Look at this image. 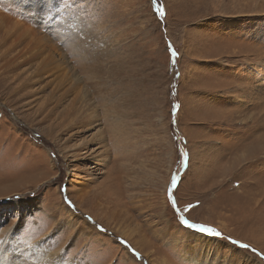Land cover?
Masks as SVG:
<instances>
[{
  "label": "rangeland",
  "instance_id": "obj_1",
  "mask_svg": "<svg viewBox=\"0 0 264 264\" xmlns=\"http://www.w3.org/2000/svg\"><path fill=\"white\" fill-rule=\"evenodd\" d=\"M14 1L0 7V245L49 242L68 264H264L228 239L264 254V0H158L162 19L151 0ZM25 45L38 55L7 63ZM172 173L185 218L221 236L171 219ZM102 180L115 224L75 196Z\"/></svg>",
  "mask_w": 264,
  "mask_h": 264
},
{
  "label": "bare ground",
  "instance_id": "obj_2",
  "mask_svg": "<svg viewBox=\"0 0 264 264\" xmlns=\"http://www.w3.org/2000/svg\"><path fill=\"white\" fill-rule=\"evenodd\" d=\"M10 4L9 8H8V5ZM21 4L18 2V4L16 5L15 4V1L14 0H0V7L1 8H7L8 10H13V8L15 9H18L19 6ZM21 8V7H20ZM22 9V8H21ZM17 11V10H16ZM19 11V9H18ZM47 11V10H46ZM45 11V12H46ZM5 14V12H3ZM7 13V12H6ZM6 16V15H5ZM9 16V15H8ZM3 17V14L2 12H0V18ZM14 18V17H13ZM23 19V18H22ZM46 20V19H45ZM24 21V20H23ZM27 21V20H26ZM1 22V21H0ZM16 22V21H15ZM13 23V22H12ZM24 24V23H23ZM2 25V23L0 24ZM16 25L19 27V25L16 23ZM15 27V26H14ZM3 28V27H2ZM16 29V28H15ZM13 29V30H15ZM30 29V28H29ZM1 30V29H0ZM18 30H21V29H18ZM25 30V29H24ZM3 31V30H2ZM7 31V30H6ZM28 31V30H26ZM7 33V32H6ZM11 33V32H10ZM15 33V31H14ZM29 33V32H28ZM9 35V34H8ZM17 35V34H16ZM26 35V34H25ZM1 36V35H0ZM3 36V35H2ZM37 36V35H36ZM17 37V36H16ZM26 37V36H25ZM28 37V36H27ZM30 37V36H29ZM18 38V37H17ZM6 38L5 37H1V40L0 42L4 41ZM23 39V38H22ZM26 39V38H25ZM29 39V38H28ZM41 39H44V41H49L50 39L47 37V33L41 37ZM8 40V39H7ZM14 40V39H13ZM19 40V39H18ZM17 41V40H16ZM26 41V40H25ZM43 41V44H40L42 45L43 47H46V44L45 42ZM10 42V41H9ZM5 43V42H3ZM18 43V42H17ZM19 43H22V41H19ZM40 43V42H39ZM38 43V44H39ZM0 45H3L0 43ZM11 45V43H10ZM18 45V44H17ZM29 45V44H27ZM38 46V45H37ZM4 47V45H3ZM13 47V46H12ZM10 47V49L12 48ZM29 46H24L23 48H19L20 49V52H22L25 48H27ZM1 48V46H0ZM37 48V47H36ZM41 48V47H40ZM2 49V48H1ZM15 50V49H13ZM15 51H18L19 50H15ZM40 51V50H39ZM46 51V50H45ZM48 51V50H47ZM9 52V51H8ZM37 52V51H36ZM6 54V53H5ZM12 54V53H11ZM10 54V56H11ZM3 55V54H1ZM0 55V56H1ZM38 54L35 53V51H31L30 49H26L25 51L22 52V54H14V56H12L10 59L8 58L7 60V63H10V62H14L15 59H21L23 60L24 64H27L29 62H26V60H29L31 59L33 56H36ZM6 56V55H5ZM46 56V55H44ZM51 56V55H50ZM36 58V57H35ZM2 59V58H1ZM7 59V58H6ZM33 59V58H32ZM4 60V59H2ZM6 61V60H5ZM10 61V62H9ZM31 61V60H30ZM60 61V60H59ZM18 62V61H17ZM31 64V63H30ZM45 62H44V59H42V63L41 65H39V67L35 70L36 74L37 75H40L41 77L45 74V70H47V68L44 67ZM9 66V65H8ZM4 67V66H3ZM14 67V65H13ZM35 67V66H34ZM44 67V68H43ZM31 68V67H30ZM30 70V69H29ZM39 76V77H40ZM45 78V77H44ZM73 101V100H72ZM89 110V109H88ZM93 114V113H92ZM83 116V115H82ZM106 120V119H105ZM109 124V123H108ZM112 127H115L114 125H112ZM84 141V140H82ZM89 141V140H87ZM89 143V142H88ZM80 146V145H79ZM84 147V146H83ZM77 148V147H76ZM102 154V153H101ZM112 167V166H111ZM110 168V167H109ZM111 170V169H110ZM110 172V171H109ZM106 182V181H105ZM164 182V181H163ZM84 183V182H83ZM87 183V182H86ZM81 184V183H80ZM106 184V183H105ZM85 185V184H84ZM91 186V185H90ZM79 187V186H78ZM163 192V191H162ZM164 195V194H163ZM75 196L77 197V199L79 200V203L80 205H84L85 208L87 207V210H88V213H92V217L94 218H97V220H100L101 222H104V223H111L114 222L117 223L120 219L119 217L122 215L121 212H118L115 211V212H112L114 211L116 208V204L114 203L115 201V198L117 196H114L112 194V192H110L109 188H103V180L102 181H99L98 185L96 188H94L93 186L91 187H88V188H77V190H75ZM118 201V200H117ZM116 201V202H117ZM163 203H164V196H163ZM16 203H13L12 205L15 206ZM38 206V205H37ZM64 207V206H63ZM118 207V206H117ZM68 208V207H67ZM75 208H77V206H75ZM69 209V208H68ZM69 211V210H68ZM71 211V210H70ZM112 212V213H111ZM82 213H86L84 211H80V214ZM103 213V214H102ZM113 214L111 216H113L110 220L108 218L107 215L109 214ZM79 214V215H80ZM25 215V214H23ZM125 215V214H124ZM87 219V218H86ZM13 220V219H11ZM10 222V220L8 221ZM69 224L72 223V225H75L76 223L78 224L79 221H77L76 223L75 222H71V219L68 221ZM82 223H85L83 220H82ZM19 222L16 221H12L10 222V226L12 230H17L18 229V226H19ZM83 225V224H82ZM78 226L81 228V225L78 224ZM110 226V225H109ZM84 228V227H83ZM77 230V229H76ZM84 230V229H83ZM119 230V229H118ZM87 231V230H86ZM85 233V231H82ZM121 232V231H120ZM89 233V231H88ZM87 233V234H88ZM8 234V233H7ZM54 232L51 231L48 233L47 236H53ZM197 235V236H196ZM46 236V235H45ZM201 235L199 234H194V233H191L189 235V237H200ZM95 236H93L94 238ZM143 237V236H142ZM92 238V239H93ZM48 240V239H47ZM190 240V239H189ZM193 240V239H192ZM199 240V238H198ZM45 241V240H44ZM197 241V240H196ZM50 243L47 242L44 244V247L45 246H48ZM189 244V243H188ZM43 246L40 245V241H35L33 243V247H27V246H23L21 248H16V247H10V245L6 246V245H0V264H68L69 263V260L64 258V256H62V254H59V252L57 253L56 252H52L50 251L49 249H44ZM14 249H16V251H12ZM196 248V247H195ZM198 248V247H197ZM192 250V249H191ZM35 252V253H34ZM193 252V251H192ZM191 253V252H190ZM194 253V252H193ZM192 253V254H193ZM59 254V255H58ZM200 255V254H199ZM52 256V258H50ZM190 256V255H189ZM184 259H187L188 260V257H187V254L186 256H182ZM193 258V257H192ZM196 261V260H195ZM71 263L72 264H77V262L75 260H72L71 259Z\"/></svg>",
  "mask_w": 264,
  "mask_h": 264
},
{
  "label": "snow or ice",
  "instance_id": "obj_3",
  "mask_svg": "<svg viewBox=\"0 0 264 264\" xmlns=\"http://www.w3.org/2000/svg\"><path fill=\"white\" fill-rule=\"evenodd\" d=\"M152 5L154 6V13L158 16V18H163L166 15L165 12V8L163 6V4L158 3V0H151ZM58 15V12H57ZM166 32V30H165ZM168 51L171 53L172 57H176L178 55V53L171 47V45H168ZM175 75H179L178 71L175 73ZM176 105L172 106V112H175L176 110ZM172 123H176L175 120L172 121ZM34 135H38V134H34ZM175 135V134H173ZM178 154L180 157V163L181 165L185 164L186 158H187V152L183 147L178 148ZM52 156H55V152H53L51 154ZM245 162H242V164ZM178 175L176 173H172L171 174V184L167 189V196H166V203L167 205L170 207V211H171V219L175 220L176 224L182 228H185L187 230H191V229H197L200 233L202 234H206L212 237H219L221 236V233L219 231H217L214 228L211 227H205L204 225H198V224H193L190 223V221L188 219L185 218L184 213H187L190 209H192L193 207H195V205L192 204H186L185 206L181 207L180 203H179V196L173 192V189H176L177 192L179 190V185H178ZM63 191V189L61 190ZM65 202L70 206V207H75L74 205H72L70 200H67L65 198ZM88 219H91L90 217H88ZM97 228H101L100 225H96ZM103 231H106L104 229H101ZM23 231V229H21V232ZM230 243L234 244V245H239V248L244 249V250H249L251 251V253L255 254L256 256H259L260 261H264V254H260L257 253V250L255 248H250V245L248 244H240L239 241H234L231 240V238H228ZM117 240L120 244H122L130 253H132L136 258L142 259V257H140L139 253L135 251V249L131 248L130 245H128L127 241L124 240H120L117 237ZM8 240L6 237H0V244H7ZM12 251H16V249H13Z\"/></svg>",
  "mask_w": 264,
  "mask_h": 264
},
{
  "label": "trees",
  "instance_id": "obj_4",
  "mask_svg": "<svg viewBox=\"0 0 264 264\" xmlns=\"http://www.w3.org/2000/svg\"><path fill=\"white\" fill-rule=\"evenodd\" d=\"M177 146H178V145H177ZM178 148H180V144H179Z\"/></svg>",
  "mask_w": 264,
  "mask_h": 264
}]
</instances>
